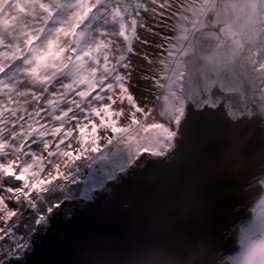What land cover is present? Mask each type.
Segmentation results:
<instances>
[{
  "label": "water",
  "instance_id": "1",
  "mask_svg": "<svg viewBox=\"0 0 264 264\" xmlns=\"http://www.w3.org/2000/svg\"><path fill=\"white\" fill-rule=\"evenodd\" d=\"M244 1L217 18L226 26L222 34L195 36L173 148L163 157L144 152L124 176L95 190L92 201L56 209L27 264H216L220 253L221 264H231L224 259L240 244L224 231L250 221L264 194L262 182L251 187L264 176L261 70L246 61L254 57L256 36L244 34L249 24L254 35L261 10Z\"/></svg>",
  "mask_w": 264,
  "mask_h": 264
},
{
  "label": "rangeland",
  "instance_id": "2",
  "mask_svg": "<svg viewBox=\"0 0 264 264\" xmlns=\"http://www.w3.org/2000/svg\"><path fill=\"white\" fill-rule=\"evenodd\" d=\"M129 3L0 0V64L9 72L28 73L39 66L33 90L45 103L53 98L58 107L62 103L67 111L61 114L72 113L67 116L69 125L84 111L82 105H99L107 117L105 140L115 133L105 145L108 159L96 165L93 181L70 189L77 192L73 200H92L95 190L102 191L120 172L126 173L144 152L163 157L173 148L186 107L185 59L195 52L197 32L211 29L207 20L217 10V0H173L174 7L190 5L189 14L170 19L154 34L151 19L146 22L150 27L143 20L136 25L125 21ZM192 7L200 14L191 13ZM259 46L264 47V38ZM258 49L257 68L264 69L258 63ZM73 63H77L76 77L57 76L56 65L62 69ZM259 181L264 184V176ZM251 210L253 218L239 228V249L224 261L264 264V194Z\"/></svg>",
  "mask_w": 264,
  "mask_h": 264
},
{
  "label": "snow or ice",
  "instance_id": "3",
  "mask_svg": "<svg viewBox=\"0 0 264 264\" xmlns=\"http://www.w3.org/2000/svg\"><path fill=\"white\" fill-rule=\"evenodd\" d=\"M189 6L131 0L124 18L132 25L143 20L145 27L151 19L157 34L155 28L188 15ZM200 12L191 8L193 14ZM39 71L38 66L30 73L9 72L0 64V264H27L37 234L48 231L54 211L73 200L72 187L93 181L96 165L108 159L105 145L115 135L105 140L107 117L99 105H82L84 111L69 125L72 113L62 115L67 111L62 103L58 107L55 98L45 103L33 90ZM82 162H87L83 168Z\"/></svg>",
  "mask_w": 264,
  "mask_h": 264
},
{
  "label": "flooded vegetation",
  "instance_id": "4",
  "mask_svg": "<svg viewBox=\"0 0 264 264\" xmlns=\"http://www.w3.org/2000/svg\"><path fill=\"white\" fill-rule=\"evenodd\" d=\"M241 2H246V1H244V0H217L216 13H214L212 19H210L209 22H208L209 23V28H211V29H206L205 31L213 30L215 32H218V34H222L223 31H224L223 27H226V26L224 24L217 23V18L220 15H225V12H227L228 8L234 9V8L238 7ZM250 4H254V9L256 10V12L258 10H261V12H260L259 15L257 14V16H255V18H254V22H253L254 26L252 28V31H253L254 35L250 34V29L248 28L249 24H248V27L246 26L247 27V28H245L246 30H244V34L249 35L250 39H252V37L256 36V47H255V50L253 51V56L254 57H253V59L251 57H249L250 59L246 57V59H247L246 61H248L249 63H254L255 62L257 64V61H256L257 49H258L259 45L261 44V42H262V40L264 38V0H254V1L251 0ZM219 38H220V40H219L218 43H222L224 40L222 39L221 35H219ZM256 69L257 70H261V73L259 74V76L262 79V81L259 84V88L257 90L256 102L264 103V69H260V68H257V67H256ZM263 125H264V121H263ZM124 175H119V178H121ZM259 180L260 179L256 178V177L254 179H252V181H254L255 184L253 186H251V187L257 186V184H259ZM106 190L107 189L105 188L104 191H106ZM257 199H252V200L248 201L243 208H246L247 212H249L248 209L251 208V205H253L254 202ZM66 212H68V210H66ZM237 238H238V235H237Z\"/></svg>",
  "mask_w": 264,
  "mask_h": 264
},
{
  "label": "trees",
  "instance_id": "5",
  "mask_svg": "<svg viewBox=\"0 0 264 264\" xmlns=\"http://www.w3.org/2000/svg\"><path fill=\"white\" fill-rule=\"evenodd\" d=\"M263 46V45H262ZM261 46V48L259 47V49H258V55H257V59H258V63H260V65L262 66V67H264V47H262ZM67 67H65V68H62V69H58V67H57V65H56V68H55V72H56V74H57V76L58 75H60V74H62V73H67V74H71V75H74V77H76V75H77V63H73V64H71L67 69H66ZM58 69V70H57ZM74 73H76V74H74ZM71 193H72V195H76L77 194V192L75 191V190H71ZM73 198V197H72ZM75 198V197H74ZM238 209L240 210V208H237V211H238ZM244 222V220H240L239 222H237L236 221V223H231L229 226H228V228L224 231L225 232V234L227 235V239H228V237H230V236H232L233 238H237V227L238 226H240V224H242ZM22 230V229H21ZM221 254L222 253H220L219 255H218V262L216 263V264H221L222 263V261H223V258H222V256H221ZM209 264V263H208Z\"/></svg>",
  "mask_w": 264,
  "mask_h": 264
},
{
  "label": "bare ground",
  "instance_id": "6",
  "mask_svg": "<svg viewBox=\"0 0 264 264\" xmlns=\"http://www.w3.org/2000/svg\"><path fill=\"white\" fill-rule=\"evenodd\" d=\"M260 47V46H259Z\"/></svg>",
  "mask_w": 264,
  "mask_h": 264
}]
</instances>
